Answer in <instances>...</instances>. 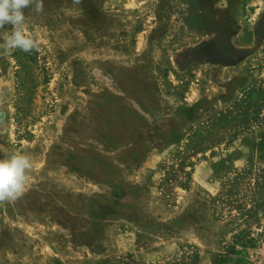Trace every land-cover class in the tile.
<instances>
[{
	"label": "rangeland",
	"instance_id": "1",
	"mask_svg": "<svg viewBox=\"0 0 264 264\" xmlns=\"http://www.w3.org/2000/svg\"><path fill=\"white\" fill-rule=\"evenodd\" d=\"M24 11L0 158L33 168L0 203V264H264V0Z\"/></svg>",
	"mask_w": 264,
	"mask_h": 264
},
{
	"label": "clouds",
	"instance_id": "2",
	"mask_svg": "<svg viewBox=\"0 0 264 264\" xmlns=\"http://www.w3.org/2000/svg\"><path fill=\"white\" fill-rule=\"evenodd\" d=\"M43 6L44 0H0V31L5 25L11 26V31L0 41V52L19 49L30 53L37 49L36 40L25 31L24 10L40 13ZM32 168L33 160L26 153L6 154L0 158V203L15 201L25 193Z\"/></svg>",
	"mask_w": 264,
	"mask_h": 264
}]
</instances>
